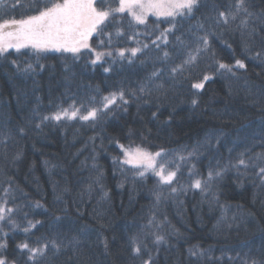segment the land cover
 <instances>
[{
  "label": "trees",
  "instance_id": "trees-1",
  "mask_svg": "<svg viewBox=\"0 0 264 264\" xmlns=\"http://www.w3.org/2000/svg\"><path fill=\"white\" fill-rule=\"evenodd\" d=\"M14 2L3 0L0 15L34 14L28 11L29 0L12 8ZM235 2L200 0L190 17L176 18L166 45L158 39L170 27L165 18L130 26L127 13L110 16L89 44L112 56L95 64V52L88 49L77 56L37 54L30 48L0 55V202L7 200L14 209L10 219L15 224L0 222V243L7 244L0 258L32 264L26 250L17 247L26 242L49 244L36 264H141L131 245L139 236L154 264L264 262V183L258 168L229 167L206 191L191 187L210 169L264 156V24L255 18L264 13V0H247L255 14L247 29L238 27L239 19L217 25L219 12ZM105 3L118 7V0ZM206 33L210 50L197 66L183 75L171 73ZM137 47L141 51L131 57L129 50ZM120 50L125 57L118 56ZM236 60L246 67L217 71V61L234 66ZM154 71L160 72L158 78H152ZM205 74L213 78L203 89L193 88ZM120 90L128 103L118 101L119 107L113 105L94 122L41 123L43 116L73 104L100 107L103 96ZM120 145L167 152L170 168L177 171L173 185L122 165ZM193 149L196 154L187 158ZM29 221L41 223L25 233ZM153 233L164 241L154 243ZM190 249L202 254L192 256Z\"/></svg>",
  "mask_w": 264,
  "mask_h": 264
},
{
  "label": "snow or ice",
  "instance_id": "snow-or-ice-1",
  "mask_svg": "<svg viewBox=\"0 0 264 264\" xmlns=\"http://www.w3.org/2000/svg\"><path fill=\"white\" fill-rule=\"evenodd\" d=\"M100 7H97V0H62V2H56V0H29L28 11L34 14L26 15L25 18L12 17L10 13L4 12L0 15V55L7 53L10 49H14L19 52L23 48H30L35 53H43L48 51L56 52H68L77 56L82 50L88 49L90 52H95V59L92 63L95 64L102 59L104 55L112 56L111 52H96L92 49L89 40L93 34L98 31H103L100 27L109 20V17H115L117 14L127 13L130 17L131 25H146L148 17L154 16L157 18L163 17L170 25L169 28L163 30L158 39L162 44L168 43V34L175 27V21L177 17L185 18L190 17L193 11L198 8L200 0H118V7L112 8L110 5L105 3V0H99ZM20 0H15L11 5L12 8L20 7ZM3 0H0V11H3ZM254 13L249 11L247 0H236L233 7L228 11H220L218 18L215 21L217 25L227 26L230 22L234 23L237 19L240 20L238 27L247 29L249 27L250 19L254 17ZM8 18H5V17ZM264 24V13L260 16L255 17ZM199 29L203 28V25L198 26ZM254 30V29H253ZM214 35V33H212ZM209 34L198 36L196 38L197 45L190 51L182 63L172 67L171 73H179L183 75L185 72L193 70L197 66V60L201 54H207L210 50ZM177 39H179L177 37ZM103 43V41H101ZM155 44V41H153ZM147 48V45H144ZM160 47V45H156ZM130 56L135 57L138 52L141 51L139 47L132 48L129 50ZM259 53L256 56L259 57ZM118 56L125 57V50H120ZM164 58L169 56L167 51L163 52ZM14 63V62H13ZM217 63V71L224 70L231 73L233 67L245 68L246 65L241 60H236L234 66H229L225 63ZM31 65H28V69H31ZM26 69V71L28 70ZM109 71V69H105ZM160 76L159 71L152 73V78H158ZM211 75H203L200 82L192 85L195 89H203L205 82L211 80ZM162 87V85H157ZM141 92H145V86L139 89ZM132 95H135L133 93ZM126 105L128 101L125 99V93L123 90L119 92L110 93L107 96H103L100 100V107H86L81 105L76 107L75 104L70 105L69 108H61L60 110L50 115H45L41 119V123L47 121H61V120H75L79 118L82 121H96L98 116L106 115L108 110L113 106ZM197 101L192 100V104L195 105ZM119 107V105H117ZM81 108H85L84 112H81ZM155 115V114H153ZM40 125H37L39 127ZM23 133V129H19ZM122 149L124 159L120 161L122 165H131L136 168L137 175L144 177L147 173L159 178V184L162 185H173V181L176 179L177 171L171 168H166L164 158L166 154L161 151L155 153L147 151L146 149L136 146L135 148H124ZM197 149H193L188 153L187 158H191L196 154ZM181 160H185L186 157L180 156ZM159 161V162H158ZM259 161V163H258ZM243 165L245 169L249 166L252 168H258L256 175L260 177L261 182L264 183V156L258 155L255 160H251L250 164H246L243 158L238 160L237 164H228L223 167H218L216 170L210 169L207 173L206 178H195L191 182V187L194 189H200L202 192L206 191L211 187L214 179L222 177L223 173L226 172L229 167L239 168ZM175 167V166H174ZM193 169L195 165H192ZM199 177L198 173L194 174ZM98 182V181H97ZM177 188L171 187V192L175 193ZM8 192L5 190V195ZM105 195H107L105 193ZM159 199V196H157ZM7 200L0 202V222L8 220L14 226L11 214L14 211L12 208H8ZM36 207H42L38 202ZM59 219V218H57ZM41 223L36 221L32 223L28 222V227L24 228L25 233L29 232L30 229L35 228L36 224ZM153 221L150 220L149 224ZM156 227H159L157 225ZM5 235H7L5 233ZM147 235V234H146ZM154 243L159 244L164 241V236L155 234ZM146 238V236H145ZM133 255L141 259V264H154V258L151 254V250L148 249L145 239H141L139 236L133 237L131 240ZM7 246L6 241L0 243V248ZM53 251L59 250V245L55 241L51 242ZM17 247L21 250H26L28 254V260L32 264H36L39 257H44L49 249L48 243H42L38 247H30L28 243L18 244ZM105 248L107 243L105 242ZM190 255L199 256L202 253L194 249L189 250ZM147 256L145 259L144 256ZM0 264H7L6 259L0 258ZM251 264H257V261L252 260ZM264 264V262H261Z\"/></svg>",
  "mask_w": 264,
  "mask_h": 264
},
{
  "label": "rangeland",
  "instance_id": "rangeland-1",
  "mask_svg": "<svg viewBox=\"0 0 264 264\" xmlns=\"http://www.w3.org/2000/svg\"><path fill=\"white\" fill-rule=\"evenodd\" d=\"M149 18H157V17H154V16H149L148 17V19ZM161 18V17H160ZM83 113V112H82ZM77 119H79V118H77ZM120 147V146H119ZM124 148H128V147H124ZM121 149V148H120ZM122 150V149H121ZM159 151H161V150H159ZM150 152H153V153H155V152H157V151H150ZM165 154L167 153V152H165V151H163ZM124 159V156L122 157V160ZM159 162V161H158ZM164 162H165V164H166V168H170V166H169V163H168V157H167V154H166V157L164 158ZM128 166H130V167H132L131 165H128ZM133 168V167H132ZM135 170H136V172L138 171L136 168H134ZM147 174H151L150 172L149 173H147Z\"/></svg>",
  "mask_w": 264,
  "mask_h": 264
}]
</instances>
